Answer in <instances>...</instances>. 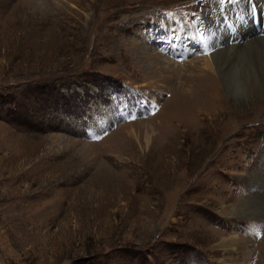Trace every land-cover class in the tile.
<instances>
[{"label":"rangeland","instance_id":"374dc122","mask_svg":"<svg viewBox=\"0 0 264 264\" xmlns=\"http://www.w3.org/2000/svg\"><path fill=\"white\" fill-rule=\"evenodd\" d=\"M225 3L0 0V264H264V87L200 68Z\"/></svg>","mask_w":264,"mask_h":264},{"label":"bare ground","instance_id":"6f19581e","mask_svg":"<svg viewBox=\"0 0 264 264\" xmlns=\"http://www.w3.org/2000/svg\"><path fill=\"white\" fill-rule=\"evenodd\" d=\"M263 1L264 0H242V1L241 0H226V3L224 6L223 5H213L214 6V12L210 16L211 20L207 23L210 26V28L208 29V31H205V36H204L205 37L204 42H206V44L209 45V47H208L209 48V51H208L209 54L206 55V57H205L206 59H205L203 66L200 65L201 70L210 72L213 76H216L219 80L220 79L224 80L225 83L229 84V83L233 82V80H232L233 75L231 73L232 72L231 68H233V66H234V65H232L233 62H228L229 59L224 58L223 60H221L222 63L220 65L216 63L217 59H220V57L225 55V54H221L224 51L225 53H229L228 55L231 56L232 59L235 58V60H236V58L240 57L241 59L240 60L238 59V61H240V63H243V66H246L247 69H249L251 67L254 70L255 75H257V77L259 78L260 86L264 87V84H262L264 82V34L261 36H257L255 34L256 32L254 31V27H253L251 19H250L251 6H253L258 11V14H260V15H258V17H259V20L261 21V23L264 22V2ZM211 3L214 4L215 2H211ZM94 6L98 7V8L101 7V5L99 3L95 4ZM104 6L106 7V9H108V8L113 7L115 5H114V3H112L111 5L106 4V5H103V7ZM123 8H124V5H123ZM223 17H227V19H228L227 21L231 24V26L229 28L224 24ZM235 34H239V35H235ZM223 35H225V37L228 35L229 36L224 38L223 40H220L223 37ZM213 43L214 44L216 43V46L215 45L212 46L211 44H213ZM228 55H227V57H228ZM243 56H245V58ZM246 58L249 61H245ZM201 72H203V71H201ZM250 75L248 77H251ZM205 78H207V77H205ZM250 79H253V76ZM213 82H214V80L212 78H208L205 82V85L202 86L203 89H201V88H199L197 90L194 89L195 91L190 92L191 97H194L193 99L196 100L195 105H197L198 103H202V101H205L204 99L207 98L205 95H207L208 98L211 97V93L215 89ZM214 83H216V82H214ZM229 87H231V86H229ZM231 91H232V89H231ZM191 105H193V104H191ZM193 107H194V105H193ZM8 159L10 162V160H13V157L11 156ZM263 167H264V165H263ZM25 175H26L25 172L18 171V173H16L13 176L12 181H14V182L15 181H21L20 179H22L23 176H25ZM247 201H248V197H246L242 201L243 202L242 206H244V208H247L245 206L247 204ZM11 207H13V206H11ZM249 207H250V205H249ZM46 210H47V208L43 212H41L40 214L31 216L29 219L30 221H32L31 222L32 223V230L36 229V233L33 234L34 236L43 238V235H41V233H40V229H41L42 225L44 224V219L42 221H39V219L47 216ZM233 210H234V208L232 209V212H233ZM33 223L34 224L36 223V225H34ZM22 229H23V226H22ZM236 231L237 230L233 229V231H232L233 233H230V237H228V239L225 238L220 243V245L218 246V249H220L219 250L220 252L224 253L225 255H229L230 252L234 249L233 247L237 243H239L238 241L241 240V237L236 236V234H235ZM256 231H257V229H256ZM259 233H262V231ZM263 233H264V231H263ZM244 245L246 247V243H244ZM245 247H242V248L245 249ZM227 260L230 261L229 263H232V261L229 259H223V260L220 259L218 261V264H220V263L224 264L227 262ZM253 261H255L254 263H256V260H253Z\"/></svg>","mask_w":264,"mask_h":264}]
</instances>
